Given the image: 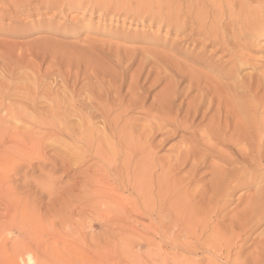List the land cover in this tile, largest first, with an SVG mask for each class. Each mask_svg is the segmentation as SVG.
Returning a JSON list of instances; mask_svg holds the SVG:
<instances>
[{
  "label": "rangeland",
  "instance_id": "374dc122",
  "mask_svg": "<svg viewBox=\"0 0 264 264\" xmlns=\"http://www.w3.org/2000/svg\"><path fill=\"white\" fill-rule=\"evenodd\" d=\"M263 28L264 0H0V237L7 250L0 264L15 258L14 244L29 235H47L49 243L55 235L60 248L64 241L78 245L93 264H264V221L244 235V243L236 242L238 248H209L211 229L226 239L238 234L236 228L228 231L232 217L248 206L238 198L255 196L256 186L238 191L228 215L210 223L211 231L190 236L171 208L185 193L200 191L204 184L198 180L208 181L209 171L204 168L185 186L190 167L170 169L188 134L163 143L155 135L148 149L151 182L141 181L136 193L130 184L141 176L134 168L139 156L126 174L128 149L100 117L114 86L126 80L120 99L127 103L134 94L144 108L130 114L114 109L110 120H133L143 131L152 122L147 112L168 82L184 93L194 78L225 92L229 112L244 105L256 119L251 110L263 108L264 120ZM170 69L185 76V83ZM157 77L162 82L152 86ZM131 78L138 80L132 92ZM212 162L220 161L207 165ZM94 179L113 186L105 192L115 190L135 202L141 218L129 210L126 219L123 212L116 220L101 218L89 198Z\"/></svg>",
  "mask_w": 264,
  "mask_h": 264
},
{
  "label": "bare ground",
  "instance_id": "6f19581e",
  "mask_svg": "<svg viewBox=\"0 0 264 264\" xmlns=\"http://www.w3.org/2000/svg\"><path fill=\"white\" fill-rule=\"evenodd\" d=\"M203 35L205 37L207 34L203 33ZM132 65L134 64L132 63ZM170 72L172 73L173 77L178 78L177 80H179V82L185 83V76L180 75L171 69ZM162 80L163 78L157 77L152 83V86L159 84L162 82ZM137 81V79H132V84L129 89L131 92L134 91L135 87L137 86ZM125 82L118 83L119 85L116 87L114 86L115 96L106 102V107L101 108V111L103 110V116H101L100 113L99 115L104 121L105 128L110 127V131L113 130L115 133H117L123 139L121 142H124L125 144V146L123 145L124 149H128V158L126 160L125 167L123 168L125 172H127L126 174H130L132 161L136 155L139 156L134 168L135 170H138V173L141 174L140 178L143 179H140L138 176L132 183L133 186L130 184V187H133V190L136 192L140 190L141 187H143V183L140 182L143 180L146 182L148 180H146V175L148 174L151 165L148 149L152 147V139L155 137V135L162 137L163 143L169 138L175 137L180 133L188 134L189 138L187 141V146L183 144L185 146H183L185 150H182L183 152L178 151L177 157L175 156V161L173 163H171L172 161L169 162L171 164L170 169L177 171L181 167H190L188 173L189 175L187 180L184 182L185 186H188L192 181L195 182L198 174H200L204 168H207L209 171V174L207 175L209 176V179L208 181H203L201 179L198 180V182L204 184L200 191L191 195L185 193L182 198L180 197L181 200L179 199V201H181V203L172 205V215L175 218H181L185 223V226H183L185 227V231H187L190 236H193L199 230L201 232L210 230V223L213 221H216L220 224L221 221L228 215V213L225 215L224 213L227 210L228 205L231 203L233 196H235L238 191H243L256 186L258 192L255 196L249 198H238L241 203H246L245 201H247L248 206L246 205L247 208H244L241 212H236L237 214H235L230 220L228 231L230 230L234 232L235 228L239 230L235 237L233 233L230 238L226 239L221 236L217 228L211 229L212 232L210 235H213V239L209 243V248L211 250L219 253L222 252V249L225 247L228 248L233 246L238 248L236 242L240 241L241 243H244L246 241L244 240V237L249 233H252L264 221V120L261 118V112L263 108L257 109L255 107V109L251 110L256 116V119L247 114L248 111L246 108L248 107H245L244 105L235 106L236 108L232 110L231 113L229 110H227L229 107H227V109L224 108L226 103L230 101V98L224 95L225 92L223 93L220 89L211 87L209 84L203 85L199 80L191 78L186 92L183 93L181 91L179 92L177 84L175 85L169 81V84L164 88L161 95L155 99L152 107L147 112V116L152 122L147 123L145 129L140 131L137 128L136 122L133 120H125L124 117L122 118L121 116L115 119L113 118L114 120H110L111 112L114 109L125 108L123 113L129 112L128 114H130L131 111L129 110L131 109L144 108L142 107V101H140V98L134 94L132 95L131 100H129L127 103L125 98L123 100L120 99L119 90L127 85L124 84ZM194 92H197L196 95L192 98H189V96ZM113 93L114 92H112V94ZM109 97L110 94L108 98ZM181 99L182 101L177 105V102ZM86 100L88 101V99ZM108 106L111 108L108 109ZM213 111L214 114L210 116ZM237 112L243 114L244 117L241 118L238 117V115L236 116L235 114H237ZM32 115L30 114V116L33 118ZM234 115L235 121H233L234 119L231 118ZM2 118L6 117L4 116ZM120 121L124 122V125L122 124L123 127L120 131H118V127L121 123ZM101 130L103 131L104 129ZM160 140L161 139H159V141ZM219 145L226 146L228 151H218L217 147H219ZM214 158L218 159L220 162L218 164L212 162V164L208 166L207 162ZM159 165L161 166V164ZM102 180L105 181V179ZM126 180V185L129 186L128 184L130 180ZM148 181H150V179ZM91 183L93 182L91 181ZM94 183L96 186L93 187L89 198L93 204L99 206L98 211L101 218L104 220L119 219L118 212L125 213V216L123 217L124 219L128 217L127 213L129 212L134 213L135 219L141 218V215L138 212L136 213V211H138V206L135 202L127 199V196H124L127 198L121 197L122 193L118 192L121 194L119 196L115 190L105 192L111 186L108 185V182V184L105 183V186L98 180ZM159 186H163V179L159 181ZM80 187L83 188V186ZM103 187H107V189L104 190ZM111 188H113V186H111ZM88 207L90 208V206ZM103 208H107L110 211L104 212ZM179 209L182 210H180V213ZM127 210H129V212H126ZM26 229L28 232L30 227L27 228L26 226ZM52 237H54V243H49L51 240H47V235H42V237L39 236L37 238L29 235L27 242H23L21 245H18V243L14 244L12 252H14L16 257L8 259L6 258L4 264H20V261L22 264H62L66 262H69V264H93V258L88 256V251H83L84 249L81 251V248L78 245L71 244L68 241H64L63 247L60 248L57 237L55 235ZM2 240L0 237V255L2 253L6 254L5 252L7 251H5L6 244L3 243L4 240ZM70 258L72 260H70Z\"/></svg>",
  "mask_w": 264,
  "mask_h": 264
}]
</instances>
